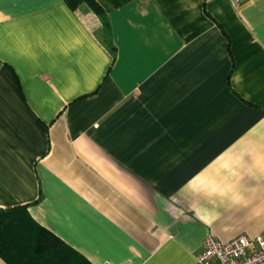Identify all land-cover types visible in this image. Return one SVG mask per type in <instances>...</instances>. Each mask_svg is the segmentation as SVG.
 Instances as JSON below:
<instances>
[{"label":"crops","instance_id":"0c3cea01","mask_svg":"<svg viewBox=\"0 0 264 264\" xmlns=\"http://www.w3.org/2000/svg\"><path fill=\"white\" fill-rule=\"evenodd\" d=\"M96 1L110 42L85 7L0 0V209L91 264L264 235V0Z\"/></svg>","mask_w":264,"mask_h":264},{"label":"trees","instance_id":"16d2710c","mask_svg":"<svg viewBox=\"0 0 264 264\" xmlns=\"http://www.w3.org/2000/svg\"><path fill=\"white\" fill-rule=\"evenodd\" d=\"M66 4L74 13L87 7L102 21L110 42L108 17L96 0H66ZM0 260L6 264H91L34 220L26 206L0 209Z\"/></svg>","mask_w":264,"mask_h":264},{"label":"built area","instance_id":"2783aa9c","mask_svg":"<svg viewBox=\"0 0 264 264\" xmlns=\"http://www.w3.org/2000/svg\"><path fill=\"white\" fill-rule=\"evenodd\" d=\"M239 6L240 0H232ZM195 264H264V235L255 238L239 236L229 242L208 237Z\"/></svg>","mask_w":264,"mask_h":264},{"label":"rangeland","instance_id":"374dc122","mask_svg":"<svg viewBox=\"0 0 264 264\" xmlns=\"http://www.w3.org/2000/svg\"><path fill=\"white\" fill-rule=\"evenodd\" d=\"M85 8H87V7H85ZM87 9H88V8H87ZM88 11L90 12V14H91L92 16H95L94 14L91 13V11H90L89 9H88ZM95 18H96V17H95Z\"/></svg>","mask_w":264,"mask_h":264}]
</instances>
